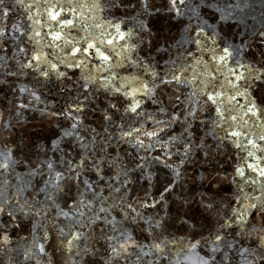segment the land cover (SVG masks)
I'll use <instances>...</instances> for the list:
<instances>
[{
	"label": "clouds",
	"instance_id": "obj_1",
	"mask_svg": "<svg viewBox=\"0 0 264 264\" xmlns=\"http://www.w3.org/2000/svg\"><path fill=\"white\" fill-rule=\"evenodd\" d=\"M0 264H264V0H0Z\"/></svg>",
	"mask_w": 264,
	"mask_h": 264
}]
</instances>
